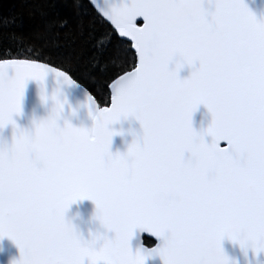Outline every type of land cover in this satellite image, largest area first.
Returning <instances> with one entry per match:
<instances>
[{"label": "snow or ice", "instance_id": "snow-or-ice-1", "mask_svg": "<svg viewBox=\"0 0 264 264\" xmlns=\"http://www.w3.org/2000/svg\"><path fill=\"white\" fill-rule=\"evenodd\" d=\"M94 5L119 36L130 38L134 59L107 71L110 106L86 95L91 127L58 125L64 101L55 93L49 124L35 125L33 136L42 142L12 120L27 80L41 82L42 100L46 73L72 83L76 36L97 23L87 8L74 13L75 34L67 20H53L39 37L41 50L0 58V128L13 129L11 142L0 143V237L18 248L16 264H144L152 252L162 264H229L220 247L225 237L264 252V18L257 20L242 0ZM8 22L0 19V27ZM181 62L191 68L184 78L177 75ZM197 105L211 115L201 131L191 126ZM129 116L142 135L112 153L109 125ZM96 130L105 133L102 144L91 138ZM82 199L116 233L98 249L59 231L68 206ZM134 229L161 243L152 252L131 251Z\"/></svg>", "mask_w": 264, "mask_h": 264}, {"label": "water", "instance_id": "water-1", "mask_svg": "<svg viewBox=\"0 0 264 264\" xmlns=\"http://www.w3.org/2000/svg\"><path fill=\"white\" fill-rule=\"evenodd\" d=\"M89 5L94 11L115 31L116 35L125 41L130 43L131 40L127 37L119 36V33L115 30L114 26L111 25L110 21L103 18L95 9L94 0H87ZM245 6L254 14L257 20L264 18V0H242ZM134 24L137 27L143 26V18L136 17ZM132 51L134 49L131 47ZM174 60L169 62V68L174 65ZM191 69L185 65L181 68L177 75L180 78L187 77ZM72 83H64L59 77L55 76L53 72L45 74L42 88L45 99L41 101V82L35 80H27L24 85L23 94L20 101V112L19 114H13L12 120L20 128L31 130V120L35 117L44 116L53 106V100L51 99L53 93L56 94L57 100L64 101L62 111L57 118V124L63 126L64 121L67 120L73 127H84L89 128L92 125L91 117L89 116V108L85 107L86 95L91 93L79 82L73 79L69 75ZM92 95V94H91ZM93 96V95H92ZM97 106L105 107L110 106V95L109 102L106 105L100 106L98 101ZM90 107V106H89ZM210 121V115L207 109L203 105H197L196 110L191 116V126L195 131H201L207 127ZM110 129H133L139 131V122L133 117L120 118L118 121L113 122L109 125ZM12 125H5L0 128V142L10 143L12 137ZM132 137L127 133L123 137L113 135L111 143L109 145V151L112 153L120 152L123 153L126 150V142L130 141ZM205 142L210 140V137H204ZM219 146L226 148V142H219ZM187 155V153L185 154ZM94 213V204L88 199L77 200L71 203L66 209L64 216L66 219H70L74 225H76L81 236L85 239L88 238L89 230L104 232L105 230L99 224V221L91 219ZM108 235H111L108 233ZM150 238L153 240L151 245H147L144 242V238ZM161 241L159 238L148 233L147 231L134 229L133 234L129 239V248L135 252L137 249H141L142 253L152 252V250ZM220 247L224 255L228 258L229 264H264V252L253 253L250 247L242 248L235 241L229 240L227 237L223 238L220 242ZM19 250L16 245L8 237H0V264H9L10 259L18 258ZM144 264H162L160 257L152 252L151 255H145Z\"/></svg>", "mask_w": 264, "mask_h": 264}, {"label": "trees", "instance_id": "trees-1", "mask_svg": "<svg viewBox=\"0 0 264 264\" xmlns=\"http://www.w3.org/2000/svg\"><path fill=\"white\" fill-rule=\"evenodd\" d=\"M87 8L90 16L97 17L94 29L84 28L83 36H76L73 47L75 66L69 75L83 85L98 101L99 105L109 102V91L105 82L108 70L117 64L126 66L125 61L134 59L130 43L120 39L89 5L87 0H0V19L7 18L6 27H0V58L5 54L32 55L44 46L39 37L46 24L55 20L59 24L67 20L74 34V13ZM99 21H103L100 23ZM91 32V36H89ZM95 65V66H93ZM151 245L153 240L145 237Z\"/></svg>", "mask_w": 264, "mask_h": 264}, {"label": "clouds", "instance_id": "clouds-1", "mask_svg": "<svg viewBox=\"0 0 264 264\" xmlns=\"http://www.w3.org/2000/svg\"><path fill=\"white\" fill-rule=\"evenodd\" d=\"M175 62L176 61L174 60V63ZM185 65H187V64H184V63L181 62V66L178 69V71L181 68H183ZM40 99H41V97H40ZM41 101H43V100L41 99ZM61 111H62V108H61ZM207 112H208V110H207ZM208 114L210 115L209 112H208ZM52 117H53V106L51 107V109L44 116H40V117H35L34 116L32 118V120H31V125H32L31 130H28V129H25V128H23V129L29 135L30 139H33L36 143H40V142H42V138L41 139H37V138H35L33 136V133H34V130H35V125L36 124H40V123L48 125L50 120L52 119ZM91 120H92V117H91ZM210 120H211V115H210ZM206 128H204V129H206ZM110 131L113 133V135L121 136L122 142H123V137H124V135L126 133L132 137V139L130 141L126 142V150H127L128 146L130 144H132L134 141L138 140L141 137V135H142V128H141L140 124H139V131L138 132L136 130H133V129H123V128L110 129ZM56 134L57 133H56V130L54 128H52V127L48 128V135L50 137H54ZM112 136L109 139V145L111 143ZM91 138L95 142L102 144L104 142V140H105V133L103 131H101V130H96L95 132L92 133ZM0 143H3V142H0ZM3 144L7 145L9 143H3ZM54 150H55L57 156H62L63 155V148H62L61 145H59V144L54 145ZM91 219L97 220L96 217H95V213H93ZM119 223H123V214H121L117 218V224H119ZM99 224L103 227V229L105 231L104 232H100V231L89 230L88 238L85 239L83 236H81V234L78 231L76 225H74L73 222L70 219H66L65 216H64L63 220L61 221V223L59 225V231H60L61 235L65 239H72V238L75 237L76 239H78L79 243L82 246L90 248V249H98V248L102 247L103 245H105L106 242L111 241L112 238L116 235L114 229H107L100 222H99ZM108 233H110L111 235H108ZM19 259H20V257L12 258V259H10L9 264H16V262Z\"/></svg>", "mask_w": 264, "mask_h": 264}]
</instances>
